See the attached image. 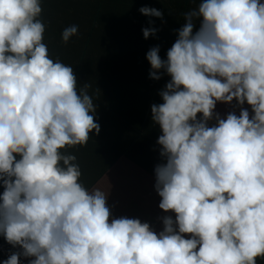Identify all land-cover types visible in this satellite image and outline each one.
<instances>
[{
	"label": "clouds",
	"instance_id": "1",
	"mask_svg": "<svg viewBox=\"0 0 264 264\" xmlns=\"http://www.w3.org/2000/svg\"><path fill=\"white\" fill-rule=\"evenodd\" d=\"M41 13V0H0V236L20 249L3 264L264 260V0H199L166 59L158 46L146 53L150 77H170L151 106L163 160L154 188L169 214L158 233L110 218L108 194L80 182L66 149L99 134L96 106L73 68L50 58ZM156 31L142 29L145 39ZM77 33L66 26L61 41ZM218 102L234 110L221 118Z\"/></svg>",
	"mask_w": 264,
	"mask_h": 264
},
{
	"label": "trees",
	"instance_id": "2",
	"mask_svg": "<svg viewBox=\"0 0 264 264\" xmlns=\"http://www.w3.org/2000/svg\"><path fill=\"white\" fill-rule=\"evenodd\" d=\"M198 3L199 0H41L43 42L50 58H59L73 68L78 88L89 85L88 94L97 112L124 118L131 99L141 101L137 111L142 112L147 110L149 100L153 105L161 98L159 92L170 77L161 72L159 80L152 79L146 53L158 46L160 58L166 59L178 29L185 23L183 13ZM145 6L160 11L162 19L141 14L139 9ZM72 24L78 27V33L65 44L61 32ZM144 28H155L156 34L145 39ZM92 136L99 138L95 133ZM90 143L93 142L88 140L84 148L66 149L76 156L83 172L91 170L90 164L95 167V148ZM3 247L5 252L20 251L0 236V249Z\"/></svg>",
	"mask_w": 264,
	"mask_h": 264
},
{
	"label": "crops",
	"instance_id": "3",
	"mask_svg": "<svg viewBox=\"0 0 264 264\" xmlns=\"http://www.w3.org/2000/svg\"><path fill=\"white\" fill-rule=\"evenodd\" d=\"M198 27L197 21L196 28ZM129 103V112L124 118L95 112L94 120L100 128L96 136L99 138H92V134L89 138L93 142L90 143L92 148H95V167L90 164L91 170L81 171L80 182L89 190L98 188L108 194L110 218L123 216L139 219L142 223H149L158 233L163 227L161 217L169 215L158 207L160 197L154 188V168L163 162L159 154L160 146L157 144L161 133L151 121V100L147 110L143 109L142 112L137 111L141 108L138 107L139 104L142 105L139 99H131ZM159 103H162L161 98L156 100V104ZM244 107L251 113L247 103ZM233 110L232 105L219 102L215 108L221 118ZM235 111L238 115L239 109ZM213 123L214 120L210 121L209 126ZM171 215L174 219V214ZM4 249L5 247L0 249V264L11 254ZM20 264H28V260L23 258ZM261 264H264V260H261Z\"/></svg>",
	"mask_w": 264,
	"mask_h": 264
}]
</instances>
